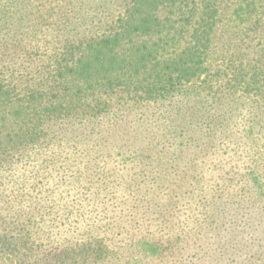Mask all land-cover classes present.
Here are the masks:
<instances>
[{
  "label": "rangeland",
  "instance_id": "obj_1",
  "mask_svg": "<svg viewBox=\"0 0 264 264\" xmlns=\"http://www.w3.org/2000/svg\"><path fill=\"white\" fill-rule=\"evenodd\" d=\"M223 1L211 60L215 106L203 102L197 115L181 118L168 100L116 95L87 128L58 121L49 146L30 150L0 177V264H236L235 257L248 254L232 245L230 228L206 245L191 187L144 199L155 176L187 180L189 167L204 174L209 164L251 166L240 147L251 143L248 126L264 130V0H258L259 21L238 17L241 0ZM65 2L51 5L67 24L46 19L39 40L66 34V26H88L93 0ZM46 6L41 0H0V70L18 90L53 85L51 67L30 62L13 43L29 32V22L40 21ZM254 78L261 87H247ZM8 110H0V136L9 130Z\"/></svg>",
  "mask_w": 264,
  "mask_h": 264
},
{
  "label": "trees",
  "instance_id": "obj_2",
  "mask_svg": "<svg viewBox=\"0 0 264 264\" xmlns=\"http://www.w3.org/2000/svg\"><path fill=\"white\" fill-rule=\"evenodd\" d=\"M41 1L47 6L39 10L40 21L29 22V32L22 31L13 43L30 62L51 67L53 85L18 90L0 70V110L9 108L4 118L9 130L0 136V177L30 150L49 146L50 131L60 126L58 121L69 119L75 127L87 128L106 113L116 95L133 101L168 100L181 118L197 115L203 102L213 108L219 100L211 60L223 0H93L95 13L86 28L66 26V34L39 40L38 33L47 30L48 25L41 26L46 19L60 27L67 24L51 4L66 1L62 5L67 7L72 0ZM235 7L238 17L260 20L258 0H241ZM258 79L247 87H261ZM178 97L190 100L180 104ZM254 125L246 130L253 132L251 143L240 147L251 166L209 164L204 174L189 167L187 180L155 176L144 195L148 203L151 194L191 187L200 206L195 208L205 221L206 245L216 232L227 235L230 228L235 249H249L233 259L236 264H264V130Z\"/></svg>",
  "mask_w": 264,
  "mask_h": 264
}]
</instances>
